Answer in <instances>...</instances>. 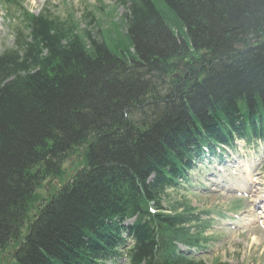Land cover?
Returning a JSON list of instances; mask_svg holds the SVG:
<instances>
[{
    "label": "trees",
    "instance_id": "1",
    "mask_svg": "<svg viewBox=\"0 0 264 264\" xmlns=\"http://www.w3.org/2000/svg\"><path fill=\"white\" fill-rule=\"evenodd\" d=\"M159 1L119 0L112 41L93 12L80 28L20 7L0 53V264H105L128 238V264H207L178 247L201 249L207 221L167 189L215 146L264 140V0Z\"/></svg>",
    "mask_w": 264,
    "mask_h": 264
},
{
    "label": "rangeland",
    "instance_id": "2",
    "mask_svg": "<svg viewBox=\"0 0 264 264\" xmlns=\"http://www.w3.org/2000/svg\"><path fill=\"white\" fill-rule=\"evenodd\" d=\"M156 1L158 6L163 5L159 0ZM23 5L33 13L45 7L61 17L71 13L76 21H81L80 28L85 27L83 14L86 9L96 8L95 18L107 40L112 41L117 38V28L120 36L125 32L120 23L125 9L119 0H24ZM15 11V6L4 7L0 2V52L13 46L10 25L14 18L12 12ZM113 23L116 25H112ZM89 28L93 33L98 30L93 25ZM227 158L228 161H223L222 164L214 160L209 166H206L208 160L204 161L203 172L199 176L196 175V171L191 174V185L184 184L177 192L168 193L167 199L171 203L187 201L196 210L209 212V218L214 219L212 228L207 231V236L210 238L208 243L196 252L205 261L225 264H264V225L261 223V205L254 203L247 188L244 189L245 191L239 189L240 185L249 187L250 181L243 178V173L247 170L255 180L251 188L255 191L251 193L258 196L262 194L264 203V147L254 150L239 143L237 152H230ZM39 192L46 195L41 189ZM235 202L237 208H232ZM113 264H127V258L122 256Z\"/></svg>",
    "mask_w": 264,
    "mask_h": 264
},
{
    "label": "bare ground",
    "instance_id": "3",
    "mask_svg": "<svg viewBox=\"0 0 264 264\" xmlns=\"http://www.w3.org/2000/svg\"><path fill=\"white\" fill-rule=\"evenodd\" d=\"M249 176V175H248ZM253 179H252V177L250 178V180L249 181H252ZM261 199V198H260ZM259 198H257L256 200H260ZM263 207H264V205H263ZM264 212V211H263ZM262 212V213H263ZM264 216V215H263ZM263 222H264V219H263ZM11 249H13V246H10V247H8V250H7V252H9V251H11ZM17 249V247L16 248H14L13 250H16Z\"/></svg>",
    "mask_w": 264,
    "mask_h": 264
}]
</instances>
